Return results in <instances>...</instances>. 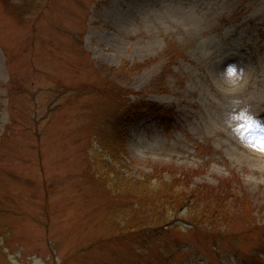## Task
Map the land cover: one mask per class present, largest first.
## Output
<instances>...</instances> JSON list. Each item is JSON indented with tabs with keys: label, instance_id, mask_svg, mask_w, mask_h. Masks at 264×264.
I'll use <instances>...</instances> for the list:
<instances>
[{
	"label": "rangeland",
	"instance_id": "rangeland-1",
	"mask_svg": "<svg viewBox=\"0 0 264 264\" xmlns=\"http://www.w3.org/2000/svg\"><path fill=\"white\" fill-rule=\"evenodd\" d=\"M143 96L170 114L138 110L115 166L226 222L108 216L97 139ZM232 98L264 124V0H0V264H264V127L228 128Z\"/></svg>",
	"mask_w": 264,
	"mask_h": 264
},
{
	"label": "trees",
	"instance_id": "trees-1",
	"mask_svg": "<svg viewBox=\"0 0 264 264\" xmlns=\"http://www.w3.org/2000/svg\"><path fill=\"white\" fill-rule=\"evenodd\" d=\"M142 65V63L138 64L139 67ZM140 109L161 116L167 114V110L163 106L153 103L146 96H143L130 101L126 104V107H121L120 105L117 114L112 115L107 121L109 132H101L97 139L102 151L112 160V162L105 160V156L102 153L98 154L95 151V156L99 157V159L98 162L93 164V171L97 175V179H100L103 186H105V189L109 191L111 198L110 204L107 205L108 216L119 218L117 213H126V226H124L120 218L121 229L126 231V234L148 229L147 231L150 230L154 234L158 233L160 237L166 231V226L171 221L173 222L181 217V211L189 210V207L190 211L187 215L191 216V219H187L190 221L215 222L220 219V221L226 222L219 214L213 213L210 216L209 210L200 209L199 206H189L190 196L188 191L164 192V187L167 184L179 185L181 181L183 182L185 179L183 175L172 177L169 179L170 181H166L165 177H160V172L153 168L151 172L145 174L146 177L136 178L125 173L123 167L117 168L115 166V164L124 161L123 158L125 156L127 158L126 128L129 123H132L133 120L135 121V117L138 115L137 112ZM123 127L125 132H122ZM120 129L121 132L119 133ZM157 176L159 178L155 179L154 182V178ZM142 186H145L144 194L147 198L140 200L139 194H141L140 187ZM173 212L176 215L171 217L170 214ZM149 243L145 242V245ZM141 252L145 253L146 248H140ZM259 263L263 264V261H259Z\"/></svg>",
	"mask_w": 264,
	"mask_h": 264
},
{
	"label": "clouds",
	"instance_id": "clouds-1",
	"mask_svg": "<svg viewBox=\"0 0 264 264\" xmlns=\"http://www.w3.org/2000/svg\"><path fill=\"white\" fill-rule=\"evenodd\" d=\"M224 78L226 84L235 86L243 76V68L239 67L236 63L228 64L220 73ZM229 111L225 116V125L232 129L234 132L237 130V126L244 121H247L252 126L264 127V124L249 112L246 107H241V102L238 98H232L228 101ZM246 147H249L255 151L264 152V148L260 147V142L243 141Z\"/></svg>",
	"mask_w": 264,
	"mask_h": 264
},
{
	"label": "snow or ice",
	"instance_id": "snow-or-ice-1",
	"mask_svg": "<svg viewBox=\"0 0 264 264\" xmlns=\"http://www.w3.org/2000/svg\"><path fill=\"white\" fill-rule=\"evenodd\" d=\"M260 147L264 148V137H262L260 140Z\"/></svg>",
	"mask_w": 264,
	"mask_h": 264
}]
</instances>
